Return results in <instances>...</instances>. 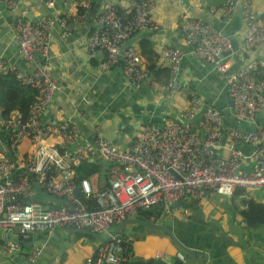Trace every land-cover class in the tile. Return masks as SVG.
I'll list each match as a JSON object with an SVG mask.
<instances>
[{
	"label": "built area",
	"instance_id": "2783aa9c",
	"mask_svg": "<svg viewBox=\"0 0 264 264\" xmlns=\"http://www.w3.org/2000/svg\"><path fill=\"white\" fill-rule=\"evenodd\" d=\"M61 1L69 2L71 9L58 18L41 15L29 19L31 10L22 6V0H0V7L15 20L18 56L34 64L26 75H19L14 67H6L0 56V72L14 71L38 97L25 123H21L17 110L11 111L7 120L0 118V230L8 251H17L22 247L20 241H29L36 233L52 234L66 226L108 234L121 221L136 218L139 211L155 205H159L158 213H152L150 221L184 220L210 195L231 197L239 189H264V126L255 124L256 114L264 108V79L257 78L255 71L264 69V62L249 59L228 73L226 58L231 54L232 41L200 16L181 12L184 42L224 78L226 93L233 101L235 126L227 127L222 111L204 103L179 79L183 52L165 43L157 47L158 58L168 69L163 98L171 100L177 93L187 98L175 121L143 123L136 141L122 149L103 137L98 127L94 140L84 143L76 120L44 119L62 88L49 71V31L57 25L61 35L69 37L74 29L71 21L83 18L90 6L88 0ZM155 6V0H133L127 15L120 14L110 1L102 7L87 40L89 51L104 54L99 69L119 66L129 87L142 82L154 87L152 72L137 49L127 44L122 53L120 50L135 31L157 28L151 15ZM78 7L83 10L79 16ZM237 9L244 26L243 50L264 45V22L256 15L253 0H224L220 14L230 20ZM223 51L230 53L219 57ZM239 145L249 147V152ZM224 149L227 154H220ZM94 155H99L109 170L108 183L95 192L88 179L78 181L75 176L78 165ZM77 188L85 202L77 197ZM38 189L44 196L37 194ZM50 198L56 199L55 203H48ZM40 248L31 245L28 257L32 263L38 259ZM125 249L120 237L111 236L86 264H122L127 259ZM158 257L169 262L167 253H157ZM174 259L190 264L181 250L175 252Z\"/></svg>",
	"mask_w": 264,
	"mask_h": 264
},
{
	"label": "crops",
	"instance_id": "0c3cea01",
	"mask_svg": "<svg viewBox=\"0 0 264 264\" xmlns=\"http://www.w3.org/2000/svg\"><path fill=\"white\" fill-rule=\"evenodd\" d=\"M22 1V6L27 5L31 10L27 14L29 19L41 15L58 18L66 9H71L69 2L61 0H56L52 4H49L48 0ZM92 1L93 7L83 18L76 17L71 21L74 29L69 37L62 36L57 25L49 31V71L52 77L62 84V88L54 102L47 108L44 119L48 121L69 117L76 120L84 143H91L94 140L95 127H98L103 137L120 148H122L120 145H126L122 148L126 149L136 141L143 123L148 121L163 125V123L175 121L179 111L187 104V98L181 93H177L171 100L163 98L165 70L152 73L153 89L146 83L129 87L119 66H114L108 71L99 69L104 58L103 52L89 51L86 45L96 26L99 12L104 5L113 1L118 9H124L127 13L130 11V2L133 0ZM155 1L156 6L152 13L154 20L159 23V29L156 31L143 29L125 43L132 44L140 52L138 46L140 41H148L152 45L154 54L157 53V47L161 43L181 48L183 57L179 79L189 85L204 103L221 110L227 127L235 126L236 121L233 112L230 111V98L226 93L224 78L218 76L212 66L200 60L185 44L180 28L181 12L200 16L229 36L232 41V50L226 58L229 61L228 73H234L241 63L249 59L264 62V45H258L248 51L243 50L244 26L240 20L239 9L230 20H225L219 9L223 0ZM253 9L259 17V14L264 12V0H253ZM14 21L13 15L0 7V56L6 67H14L19 75H26L34 64L18 56ZM142 57L147 64L145 56L142 55ZM154 61L156 68L166 67L157 54ZM256 121L264 126V108L256 114ZM246 127L251 126L246 125ZM238 148L244 152L250 150L249 147L242 145ZM23 149L24 146L21 147V150ZM227 152L224 149L220 151V154L226 155ZM108 173V165L99 155H94L91 160L86 161L81 171L83 178L90 182L93 192L108 183ZM250 197L264 204V189L251 194L244 191L242 194L234 193L231 197L219 196L215 205L207 201L201 204V201L198 207L190 211L186 219L171 220L170 222L175 224L181 223L176 225L178 231H174L173 227L171 229L179 241L195 252L202 264H264V224L255 227L247 225L244 219L246 203L240 204V201L243 199L246 201ZM55 201L56 199L50 198L47 202L53 204ZM234 205L238 208V212L231 214L227 210ZM157 209H154L152 213H158ZM142 212L139 211L136 218L146 220ZM210 216L212 218H209ZM147 221H150V215ZM69 229L71 227L66 226L56 229L52 234L32 235L25 244L32 243L41 247V253L33 264H86L94 248L97 249L100 244L97 247L93 246V251L83 252L79 248L80 242L90 241L80 235L87 233L71 232ZM220 233L227 238H221ZM108 234H105L106 237ZM132 235L127 237L133 243L134 234ZM5 238L4 232L0 230V264H18L29 254L30 246L26 247L24 244L17 251L11 252L7 250ZM60 239L63 250L52 261V258L60 251ZM151 240L145 238V245L134 242L133 259L135 261L141 259L148 261L150 258H156L157 253L161 252L168 254L169 263L174 262V254L179 248L170 238L171 246L164 244L165 248H157L155 240ZM189 263L197 264L194 260H189ZM137 264L145 263L137 262Z\"/></svg>",
	"mask_w": 264,
	"mask_h": 264
},
{
	"label": "trees",
	"instance_id": "16d2710c",
	"mask_svg": "<svg viewBox=\"0 0 264 264\" xmlns=\"http://www.w3.org/2000/svg\"><path fill=\"white\" fill-rule=\"evenodd\" d=\"M89 1V9L87 10V13L89 12V10L93 7V1L92 0H88ZM224 2V0H223ZM223 5V3H222ZM221 5V7H222ZM220 7V8H221ZM118 8V6H117ZM219 8V9H220ZM119 13L121 14H127L126 11L124 9L119 8L118 9ZM83 13L82 7H78L77 10V16H79L80 14ZM101 13V10L99 12V15ZM98 15V16H99ZM128 15V14H127ZM151 15L153 16V13H151ZM98 18V17H97ZM259 18L264 22V12L262 14H259ZM154 22L157 25L156 29L153 30H158L159 29V23H157L155 20ZM182 22L180 24V28H181ZM145 29H149V28H145ZM143 30V29H142ZM151 30V29H150ZM141 31L137 30L133 33V35H135L137 32ZM132 35V36H133ZM131 36V37H132ZM184 39V36H183ZM139 49H140V55L145 56L146 60H147V64L146 66L151 70L152 73H156L160 70H165L166 71V79H167V75H168V69L167 67H158L156 68V64H155V59H156V54H154L153 50H152V45L148 42V41H140L139 43ZM138 49V50H139ZM158 56V54H157ZM143 58V57H142ZM117 65H113L111 66L114 67ZM255 76L257 78H262L264 79V69L261 67L257 68V71L255 72ZM166 82V81H165ZM144 82L140 83L143 84ZM146 84H148L150 86L149 83L145 82ZM151 88H153L152 86H150ZM38 99L37 97V93L36 90L33 89L29 84L24 83L17 75V73H15L14 71L11 70H6L5 72L1 73L0 72V118L3 120H7L10 117V113L11 111L17 110L20 114V121L21 123H25L28 118L29 115V110H30V106ZM85 163H81L80 165H78V167L76 168V172H75V176L77 178L78 181H80L81 179H83L84 176L81 175V171L82 168L85 167ZM25 173L30 175L26 170ZM41 191V189H38V195L39 196H44V193ZM77 197H79L83 202H85L86 200L84 199V195L83 193H81L80 189L77 188L75 191ZM236 194L241 193L240 190H236L235 192ZM246 209L244 210V219L247 222V225L251 226V227H255L257 225L260 224H264V204L262 202H259L257 200H255L254 198H248L246 201ZM142 213H144V216L146 218V220L148 219L149 215L152 214V212H148V210L143 211ZM120 244L126 248L124 251V255L127 256V259L125 261L122 262V264H137V262H141V263H145V264H153L151 261H144V260H134L133 257V244L132 241H130L127 237V235L121 234L120 236Z\"/></svg>",
	"mask_w": 264,
	"mask_h": 264
},
{
	"label": "water",
	"instance_id": "95a60500",
	"mask_svg": "<svg viewBox=\"0 0 264 264\" xmlns=\"http://www.w3.org/2000/svg\"><path fill=\"white\" fill-rule=\"evenodd\" d=\"M202 1H204V0H202ZM126 46H127V43H124L122 45L120 53H122V49L125 48ZM229 53H230V51H223V52L220 53L219 57L226 56ZM207 65L211 67L213 64L212 63H207ZM229 106H230V111L233 112V101L232 100L229 101ZM255 124H258V122L255 121ZM177 205H179V203H174V206H177ZM156 208H159V205H155V206L149 208L148 211L152 212ZM128 223L141 224V225H144V226H149V227L164 231L166 233L167 237H169L171 239V241L176 245V247L179 248V250H181V251H183L185 253L186 257L188 258V261L189 260L190 261L194 260L197 264H202L201 260L197 257L195 252L192 249H190L189 247H187L186 245H184L181 241H179V239L176 237L175 233L173 232V230L169 226H166V225L161 224V223H154V222H151V221L138 219V218H127V219L121 221L118 225H116L111 230L110 234L105 239L101 238L99 236V234H97L96 232H93L91 230L76 229V228H73V230L79 231V232H82V233L91 234L92 236L97 238L101 243H105V242H107V241H109L111 239V236L115 235L117 237H120L122 230L124 229V227ZM220 237L221 238H227L223 233H220ZM19 243L23 244V245L25 244L22 241H20ZM25 246L29 247V246H31V243H27V244H25ZM62 250H63V243H62V240H61L60 251L57 254V256L52 258V261L55 260L59 256V254L61 253ZM96 253H97V249H94L93 253L90 256L91 261H93V259L95 258ZM22 261L25 262L26 264H33V263H30V261H29V259L27 257H24L20 262H22ZM148 261H151L153 264H179V261H174L173 263H169V262H167V261H165V260H163V259H161L159 257L158 258H150V259H148Z\"/></svg>",
	"mask_w": 264,
	"mask_h": 264
},
{
	"label": "rangeland",
	"instance_id": "374dc122",
	"mask_svg": "<svg viewBox=\"0 0 264 264\" xmlns=\"http://www.w3.org/2000/svg\"><path fill=\"white\" fill-rule=\"evenodd\" d=\"M120 146L122 148H125L126 145H123V146L120 145ZM239 190H240L241 194L244 191H246L248 194L249 193L251 194L253 192H261L262 191L261 188H250L249 190H243V189H239ZM218 197H219V195H217V194L211 195L206 200L204 199L201 204H204L205 201H207V202H210L213 205H215L217 203ZM244 202L245 201L243 199L242 201H240V204L243 205ZM227 211H230L231 214H234V213L238 212V208L235 207V205H234L233 207H231ZM160 223H162V224H164L166 226H169L170 228L173 227L174 228L173 229L174 231L175 230L178 231L176 225H180L181 224L180 222H176V224H175V223H172V222H170V221H168L166 219L165 220H162ZM132 227H133V229L131 230ZM69 231H71V232H77V231L73 230V228L69 229ZM139 232H140V234H139ZM121 234L127 235L129 237L133 236L132 234H134L133 243L132 244H134V242H136L138 245H145L144 244V240H145V238H147L150 241H152L151 239L155 240L154 243L157 244V246H158L157 248H165L164 247V244H168L169 246H171V244H170L171 242H170L169 238L167 237V235H166V233L164 231H161L159 229H155V228H152V227H149V226H144V225H141V224H139V226H138V224H136V223H128V224H126V226L122 230ZM99 236L101 238H104V239L106 238V235L105 234H101ZM80 237L88 238L89 241L92 242V243H90L88 241H82V242H80L79 248H81V251H83V252L85 250L93 251V246H96L97 247L101 243L97 238H95L91 234L80 235ZM231 241L233 242V240H231ZM161 244H163V245H161ZM146 246H149V245H146ZM25 257L28 258V255H26Z\"/></svg>",
	"mask_w": 264,
	"mask_h": 264
},
{
	"label": "clouds",
	"instance_id": "9594fccd",
	"mask_svg": "<svg viewBox=\"0 0 264 264\" xmlns=\"http://www.w3.org/2000/svg\"><path fill=\"white\" fill-rule=\"evenodd\" d=\"M167 80V79H166ZM165 84H166V82H165ZM153 89H154V87H153ZM148 122V121H147ZM151 123V122H150ZM152 222V221H151ZM111 232V231H110ZM110 234V233H109ZM108 234V235H109ZM23 242V241H22ZM23 243H25V242H23ZM102 243H100V245H101ZM22 246H23V244H21ZM31 245H32V243H31ZM31 247V246H30ZM28 259H29V257H28ZM30 261V260H29ZM31 262V261H30ZM32 263V262H31Z\"/></svg>",
	"mask_w": 264,
	"mask_h": 264
}]
</instances>
